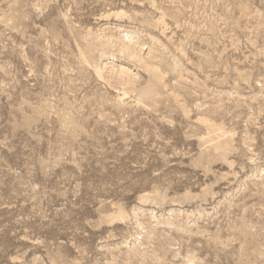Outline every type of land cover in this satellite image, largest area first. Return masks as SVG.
<instances>
[{
    "label": "rangeland",
    "instance_id": "rangeland-1",
    "mask_svg": "<svg viewBox=\"0 0 264 264\" xmlns=\"http://www.w3.org/2000/svg\"><path fill=\"white\" fill-rule=\"evenodd\" d=\"M0 264H264V0H0Z\"/></svg>",
    "mask_w": 264,
    "mask_h": 264
}]
</instances>
